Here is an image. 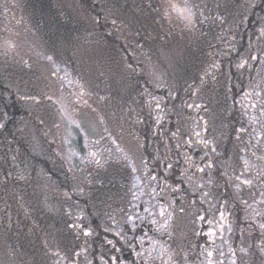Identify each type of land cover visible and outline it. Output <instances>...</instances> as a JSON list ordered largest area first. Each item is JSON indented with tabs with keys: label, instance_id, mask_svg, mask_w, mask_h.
Segmentation results:
<instances>
[{
	"label": "flooded vegetation",
	"instance_id": "flooded-vegetation-1",
	"mask_svg": "<svg viewBox=\"0 0 264 264\" xmlns=\"http://www.w3.org/2000/svg\"><path fill=\"white\" fill-rule=\"evenodd\" d=\"M18 1L19 3L12 9L8 0H0V160L5 166L0 176H3L2 179L5 183L2 196L10 195V197L18 196L17 190L23 191V194L29 191L27 182L20 181L16 176L20 175L21 171L24 172V169L28 170V173L32 171L28 158L25 157L29 148L25 147L22 137L17 136L20 132L16 131V127L21 123L20 120L25 119L23 114L28 110V100L25 97L26 93L28 95V91L26 89L36 88L39 93H44L41 94L42 99L49 98L51 100L47 103V105H51L49 106L50 112H59L57 105L52 103L53 100L45 81L40 80L36 70L29 63H24L28 66V71H24L23 75L17 69L20 65L11 66V53L19 51L12 43L13 22L16 17L23 21L25 19V22L29 21L28 25H31L39 33L40 27L44 29L56 26L57 22H61L62 26L68 29L72 26L75 29L80 26L84 33L88 34V37L92 33L89 28H87L88 31L84 29L85 26L88 27L85 21L80 19V22H76L74 13L70 14L65 0ZM231 1L232 3H230ZM127 6L131 10V2ZM134 6L135 9L131 10L130 17L132 23L137 24V28L131 33L140 36L138 43L150 45L153 49L159 45L169 48L176 47L179 51L177 65L185 70V74L190 69L189 72H192L194 65L198 62L202 66L209 65L199 59L198 53L201 54L207 50L216 51L213 53L215 62L211 67V75H204L205 79H196V85L188 86L181 102L183 106L186 102L198 97L197 93L193 92V86L204 85L206 87L210 97L206 99V105L197 110L199 116L197 115L195 119L196 123L192 129L188 128L185 124V119H187L184 117L185 111L181 110L176 117L178 128L175 127V124L171 125L173 132L168 139L170 143L174 139L181 141L184 139L193 144L184 148L181 145L179 147L172 145V148L175 149L169 154L163 118L155 119L153 112H150L148 115L144 113V116H131L123 121V118L118 114L108 116L104 113L103 118L110 125L114 122L121 123L127 134L136 140L141 150L149 145L155 156L158 154L162 160L165 158L159 173L157 174L156 170L152 169L148 172L149 159L142 158L140 171L144 175L145 181L141 184V178L136 169L127 164L126 155L122 156L126 161L118 155L115 156L116 160L114 161L107 160L102 156L95 161L92 165L95 172L93 178L100 180L99 183L105 185L104 190L107 195L104 197L107 200L109 196L116 197L114 208L116 211L120 210L117 212H120V217H122L121 223L116 227L115 232L117 233L109 235L113 245L106 244L101 247L95 243L93 245L91 236H87L85 239L81 238L80 241L76 240V236L69 237L62 233H57L54 237L45 236L41 229V221L31 213L35 208L26 203H22L16 208L17 204L24 201L20 198L13 201L8 197L9 205L3 211L5 219L0 218V220L4 225L9 222V225L6 226H8L10 234L16 232L18 241L27 245L26 248L22 246L18 257L24 264H114V261L121 263L122 260L129 264H264V214H261L259 222L257 220L241 222L242 214L237 215L235 212L239 208L238 200L246 201L248 198L243 196L236 199L233 192L219 193V195L213 193L211 196L209 192H206L204 195L196 181L188 179L186 170L183 168V173L180 171V166L184 162L186 167L188 165L194 167L192 170L194 174L201 176V180L204 181L209 176L204 171L210 170L216 165V162L221 161L227 163L228 166L236 165L241 170H244V166L252 168L253 173L261 177L259 181L264 182V0H215L213 16L218 15L219 19L215 20L216 27L210 23V27L205 29L210 30V34L206 32L208 38L204 42L205 46H202L203 44L201 45L198 39H193L187 30L178 27L174 19L165 14L162 0H154V4L150 0L149 5L145 3V0H135ZM94 7L99 8L98 5H94ZM74 11L81 12L83 15L86 13V10L79 8H74ZM101 29H104L103 22L100 26ZM154 30H161L162 35L159 36ZM221 34L229 41L228 44L221 43V41L223 42ZM120 35L122 36V34ZM80 36L83 35L79 34L77 41L57 44H55L54 35L51 32L46 37L48 41H51L52 49L59 48V45L62 46L63 50L60 55H57L65 61L68 71L78 75V83H84L82 89L81 85L76 86V97L79 100L87 96L85 94L87 89L84 86L88 79L84 69L86 62H81V55L77 56V46L85 40L80 41ZM214 36H216V40L213 42L216 43V46L211 41ZM96 39L102 40L106 44L104 37ZM125 40L126 38L123 36L121 43H117V46L114 45L116 50L108 49L109 58L111 57L116 65L123 70L125 64L122 62V55H126L128 59L133 58V55L125 47ZM108 46L107 43L106 47ZM13 71L18 73H13ZM101 71L92 75L98 77ZM107 75L109 76V74ZM14 76L17 78L13 79ZM27 78H31V83H24L23 79ZM165 78L167 82L170 80V76ZM168 85V89L171 90L170 83ZM182 93L184 94V92ZM114 94L115 91L109 96L111 101L114 99ZM170 94L171 91L167 90L164 92L163 98H159L160 93L154 98L162 100L168 98ZM98 97L101 98L100 95ZM203 97L208 96L203 95ZM104 98L107 99V97ZM245 98L251 100L250 107ZM96 99L97 97L93 95L86 97L84 104L86 102V107L89 109L95 108ZM120 102L125 108L127 102ZM38 107L40 112L37 113V120L40 119L38 114L45 112L41 104H38ZM147 107L149 108L148 105ZM139 112L135 107L129 108L130 115ZM160 112L162 111L160 110ZM203 114L206 116L204 122ZM155 120L157 121L154 123ZM33 125L43 132L44 136L51 133L47 131L45 121V127L36 126L35 123ZM107 130L106 135L111 134L109 128H106ZM186 131L190 134L187 135ZM211 133L214 135L213 137H209ZM76 135L79 138H75ZM83 141L84 135L78 129V133L74 134V139L71 138L72 145L79 153L78 159L83 156L82 151L86 150L85 146L81 145ZM11 144L20 146L17 150H12ZM108 145L110 146V144ZM112 146L118 150L122 148L117 139H114ZM21 147H24V151L21 150ZM185 153L189 154V160L184 161L180 157ZM177 159L178 162H176ZM129 161L132 163L133 160L129 159ZM190 162L191 164H189ZM172 164L176 166L173 169L169 167ZM78 167L86 169L83 164L78 163ZM45 168V173L54 179L55 185L60 183V187L66 189V196L60 197L63 206L69 204L73 199L82 201L69 185L72 179L69 173L65 170L51 171L49 163L46 162ZM54 169L57 170L56 167ZM34 170L37 169L34 167ZM164 171L173 173L174 176H179L181 172L182 186L178 192L171 188ZM84 172L78 170L77 174L84 177L87 174ZM214 175L218 177L217 173ZM229 175L234 176L230 171ZM226 179L228 180V178ZM153 181L158 184L157 190L154 189L157 194L161 192V189L163 190V185H165L163 193L166 199H162L161 202H169L172 208L168 216L164 215L165 218L162 221H160L161 211L156 213L157 219L155 218V220L153 217L155 213H152L149 207L152 200L147 196V189L153 190L155 185ZM185 184L188 190L185 189ZM177 186L178 183L174 181L173 187ZM125 193L130 194L129 197L124 198L123 194ZM234 203L236 205H233ZM84 204L86 214L90 218L88 225L90 228H95L100 223L95 217L96 212H94L95 209H98L96 206H91L88 198L84 200ZM71 208L65 209L63 213L68 214ZM84 225L80 224L79 226L84 228ZM161 225L164 227L163 229L159 228ZM250 225H252L250 228L253 230L252 233H249L247 229ZM167 227H169V231ZM93 240L105 242L104 239L98 237ZM174 241L178 242L176 246H172ZM72 254L74 257H72V261H69Z\"/></svg>",
	"mask_w": 264,
	"mask_h": 264
},
{
	"label": "rangeland",
	"instance_id": "rangeland-1",
	"mask_svg": "<svg viewBox=\"0 0 264 264\" xmlns=\"http://www.w3.org/2000/svg\"><path fill=\"white\" fill-rule=\"evenodd\" d=\"M162 1L165 14L172 17L178 24V27H183V29L191 34L193 39H198L199 43L205 46L206 44L204 42L208 38L206 32L210 34V30L205 29L210 27V23L213 27H216L214 24L216 22L215 20L219 19V17H217L218 15L213 16L215 0ZM130 2L131 10L135 9V0H65L70 14L71 12L74 13L76 22H80V19H82V21H85L86 25H88V27L85 26L84 29L89 28V31L92 32L90 37H88V34L84 33V30L78 25L76 29L73 26L68 29L63 27L61 22H57L56 26H49L44 29L40 27L39 33L35 31L31 25H28L29 21L27 23L25 19L23 21L18 17L14 20L11 29L13 31L12 43L19 51H13L11 53V66L15 67L16 64L20 65L17 69H19L23 75L24 71H28V66L24 63H29L36 70L40 80L45 81V85L49 88L50 97L57 105L59 112H50L49 108L46 109L50 115L47 116L44 121L47 131L51 133L45 136L43 132H40L39 129L33 125L34 122L29 117L21 119V123L16 127V131L20 132L17 136H21L25 143V147L29 148V152L25 157L28 158V163L31 165L32 169V171L28 173V170L22 168L24 172L21 171V174L16 177L20 181L24 180L27 182L26 185L29 191L23 194V191L20 192L17 190L18 196H2L3 185L5 183L2 179L3 176H0V198H2L0 202V218L2 220L5 219V216H3L4 208H7L9 205V203H7L8 197L13 201H15L16 198H20L24 202L17 204L15 207L18 208L22 203L34 207L35 209L32 210L31 213H33L36 219L41 221V229L44 231L45 236L54 237L55 234L62 233L63 235H69V237L76 236L77 241H80L81 238L85 239L87 236H91L92 243H95L98 247L105 246L106 244L113 245V241L109 238V235L112 236L117 233L115 232L117 229L116 227L121 223L122 217H120V212H117L120 210L117 209L116 211L114 208L116 197L113 198V196H109L107 200V198L104 197V195H107V192L104 190L105 185L100 184V180H95L93 178L95 172L92 165H94L95 161H97L100 156L107 160L111 159L114 161L116 160L115 156L117 157L118 155L122 157L126 155L128 158L127 164H129L131 168L136 169L138 176L141 178V184H143L145 178L140 171L142 158L149 159L148 172L152 169L156 170L157 174L159 173L160 167L163 166L165 158L162 160L158 154L155 156L152 147L149 145L141 150L136 140L132 139L127 134L125 127L119 122H114V124L110 125V123L103 118L104 113L108 116L118 114L123 118V121L129 119L131 116H144V113L148 115L150 112H153V117L155 119L159 120L163 118L165 120L164 134L167 136V152L169 154L175 149L172 148V145H176V147L181 145L184 148L193 144L184 139H182L183 142L174 139L170 143L168 139L172 136L173 132V130H171V125L175 124V127L178 128L176 117H178L177 115H179L181 110L185 111L184 117L187 118L185 119V124L188 128L192 129L193 125L196 123L195 119L197 115L199 116V111L197 110L206 105V99L210 97L206 87L204 85L201 87L193 86V92L197 93L196 95L201 99L195 97L192 101L183 104V106L181 102L184 98L183 96L187 92L188 86L192 84L196 85V79H205L204 75H211V67L215 62L213 53H216V51L210 52L207 50V52L198 53L199 59L205 62L204 64L209 65L202 66V64L198 62L194 65L192 72H189L191 71L190 69L185 74V70L179 68L177 65L179 51L176 47L169 48L159 45L156 49H153L150 45L138 43L140 36L136 34L135 36L131 33L132 30L137 28V24L132 23V18L130 17L131 10L127 6ZM8 3L13 9L19 1L8 0ZM145 3L149 5L150 0H145ZM152 3L154 4V0H152ZM230 3H232V1ZM94 5H98L99 8L94 7ZM84 7L87 16L83 15L81 12L74 11V8L83 9ZM102 22L104 29L100 30ZM50 32L54 35L55 44L68 43L74 40L77 41L78 35H83L80 36L79 40H85L80 42L77 46V56H87L89 64L86 65V68L84 67L88 77L86 85L84 86L87 89L85 94H87L86 97L92 95L97 97L95 108L89 109L86 107L87 103L85 102L84 104V98L86 97L81 100L76 97V86L78 87L81 85L82 89L84 83H78V75L75 72L68 71L65 67V61L61 60L60 56H58L63 50L61 48L62 46L59 45V48H51L52 43L46 38ZM108 33L114 40L108 44L113 43L115 46L118 45L117 43H121L123 36L126 38L124 41L125 47L129 50L128 52L133 55V58L128 59L126 55H122V62L125 64L124 70L118 65L117 68H114L116 64L106 68V63L109 62L110 55L108 49L110 46L106 47L107 42L104 44L102 40L98 41L96 38L105 37ZM120 34H122V36ZM220 37L223 40V42L221 41L223 45L228 44L229 41L225 39L223 34H221ZM215 40L216 36L212 37L211 41L213 42ZM213 44L216 46L215 42H213ZM99 70L102 71L98 77L92 75ZM103 71L109 74V76ZM13 73L18 72L13 71ZM169 76L170 80L167 82L165 77L168 78ZM15 78H17V76L13 77V79ZM30 79L31 78L23 79L24 83H31ZM168 83H170L171 90L168 89ZM180 89L181 92L178 93ZM26 90L29 95L37 94L38 92L36 88H29ZM167 90L169 92L171 91L168 98L162 100L154 98L158 93H160L159 98H163L164 92ZM113 91H115V94L114 99L111 101L109 96ZM182 92H184V94ZM26 95L25 97L28 100L27 108L31 111L40 110L38 104H36L38 98H27ZM99 95L101 98L98 97ZM203 95H207L208 97L202 98ZM104 97H107V99L105 100ZM120 101L127 102L125 108L122 107ZM245 101L250 107L251 100L245 98ZM133 107L140 112L130 115L129 108ZM160 110L162 112H160ZM38 116L40 118L43 117L41 114H38ZM205 117V114H203V122ZM156 121L157 120H155L154 123ZM160 125L163 124L160 123ZM106 128H109L111 134L106 135V133H108ZM78 129L84 135V141L81 145H84L86 148V150L82 151L83 156L79 159V153L71 143V138L74 137L75 133H78ZM186 134L189 135L190 133L186 131ZM213 136L214 135L211 133L209 137ZM75 138L79 137L76 135ZM114 139H117V142L122 145L120 150L112 146ZM104 141H106L107 144L104 143ZM52 142L55 143V146H53L54 148L52 147ZM108 144H110V146ZM21 150L24 151V147H21ZM221 154L224 157L223 152H221ZM188 156L189 154L185 153L180 157L185 161L186 159L189 160ZM129 159L133 160L132 163H130ZM124 160L126 161V159ZM45 162L49 163L51 171L58 172L65 170L70 174L72 179L69 185L73 191L76 192V196L80 197L82 200L81 202L73 199L70 200L69 204L63 206L60 197L66 196V189L60 187V183L55 185L54 179L47 176V173H45ZM176 162H178V159ZM78 163L83 164L86 169L78 167ZM189 164H191V162ZM34 167L37 170H34ZM54 167H56L57 170L54 169ZM169 167L173 169L176 166L172 164V166L169 165ZM180 168L182 173L183 168L186 170V176L190 181H196L198 188L202 189L204 195L206 192H209L210 196L213 193L219 195V193L233 192L235 193L233 196L236 199L239 197L242 198L243 196L244 198L246 197V199L248 198L246 201L238 200L240 203L239 208L235 211L236 214H242L241 222L260 221L261 214H264V195H262L264 192V182L259 181L261 177L256 176L252 168L249 169L244 166V170H241L238 169L236 165H234V167L228 166L227 163L219 161L216 162V165L211 167L210 170H203L205 174H209L204 181L201 180V176H196L194 174V171H192L194 167L189 165L186 167L183 162ZM78 170H82V172L86 171L84 173L87 174L82 177L81 174H77ZM229 171L233 172L234 176H230ZM164 172L166 174L165 177L169 180L171 188L176 189L178 192L182 186L181 172L179 176H174L173 173H168V171ZM215 173L218 174V177L214 175ZM226 178H228V180ZM174 181L178 183V186L175 188L173 187ZM185 186L186 189L187 185L185 184ZM157 188L158 184L155 182L153 190H151V188L147 189V196L152 200L149 207L151 212L155 213L153 214L154 219H157V217H155L156 213L161 211L162 216L160 221H162V219L165 218L164 215L168 216L172 208L169 202H161L162 199H166L163 193L165 185H163V190L161 189L159 194L154 191V189L157 190ZM171 188L170 190H172ZM128 190L130 191L129 186ZM123 195L124 198H127L130 194L125 193ZM86 198L89 199L92 207L96 206L98 209H95L94 212H96L95 217L98 218L100 223L96 225L95 228H90L88 225L90 218L85 211L86 206L84 200ZM233 205L236 204L234 203ZM69 208L71 209L68 214L63 213L65 209ZM80 224H85L84 228L79 226ZM6 225H9V222H7ZM6 225L0 220V264H24L18 256L21 253H19V251L22 250V246L26 248L27 245L22 241H18L19 238L16 232H12L11 235ZM251 227L252 225L247 227L249 233L253 231L250 229ZM159 228L163 229L164 227L161 225ZM167 228L169 231V227ZM97 237L104 239L105 242L93 240ZM177 244V241L172 242V246H176ZM72 257H74L73 254L70 255L69 261H72Z\"/></svg>",
	"mask_w": 264,
	"mask_h": 264
},
{
	"label": "trees",
	"instance_id": "trees-1",
	"mask_svg": "<svg viewBox=\"0 0 264 264\" xmlns=\"http://www.w3.org/2000/svg\"><path fill=\"white\" fill-rule=\"evenodd\" d=\"M84 6V5H83ZM84 10H86L85 9V7L83 8ZM85 14V16H87L86 15V13H84ZM154 31H156L157 32V34L160 36V35H162V33H161V30H154ZM117 32V31H116ZM108 36L107 37H104L106 40H105V42H107V43H109V42H113L114 40H113V38L110 36V34L108 33L107 34ZM109 46H110V49H112V50H116V48H115V46H114V44L113 43H110V44H108ZM109 49V50H110ZM82 55H84V54H82ZM82 59H81V62H86V65L87 64H89V62H88V59H87V56H80ZM87 60V61H86ZM113 64H116V62H114L113 60H112V58L110 57L109 58V62H107L106 63V68H108V66H113ZM117 68V65H115L114 66V68ZM106 71V70H105ZM41 94H44V93H40L39 94V92H37V94H33V95H27V98H29V97H31V98H35V99H39V100H37V102H39V103H36V104H41L42 106H43V109H45L44 111L45 112H43V113H41V115H43V117H41L40 119H38L37 120V112L39 113L40 111L37 109V110H34V111H31V110H26V112L27 113H25V114H23V118H25V117H29L30 119H33V122L36 124V126H40V127H45V125H44V120H45V118L47 117V116H49L50 115V113L48 112V110L46 111V109H48L49 108V106H51V105H47V103L49 102V98H45V99H42V97H41ZM51 101V100H50ZM51 103V102H50ZM52 103H53V101H52ZM51 103V104H52ZM58 108V107H57ZM48 133V132H47ZM73 139H74V137H73ZM19 144H20V142H18ZM52 144V146H55V143L54 142H52L51 143ZM18 146H20V145H14V144H11V146H10V148L12 149V150H17V148H18ZM78 148H79V146H78ZM26 150V149H25ZM28 153V152H27ZM5 168V166H4V163H3V161L2 160H0V174H2V169H4ZM93 245H95L94 243H93ZM242 256H243V254H242ZM104 262H105V260H103ZM114 264H129V263H127V262H125V261H121V263H118L117 261H114Z\"/></svg>",
	"mask_w": 264,
	"mask_h": 264
}]
</instances>
